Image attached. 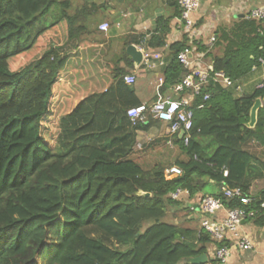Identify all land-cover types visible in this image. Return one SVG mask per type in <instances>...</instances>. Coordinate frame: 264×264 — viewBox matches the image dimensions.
Here are the masks:
<instances>
[{"label":"trees","instance_id":"obj_1","mask_svg":"<svg viewBox=\"0 0 264 264\" xmlns=\"http://www.w3.org/2000/svg\"><path fill=\"white\" fill-rule=\"evenodd\" d=\"M71 9L72 0H0V264H188L207 254L211 237L163 219L179 203L171 193L186 190L194 199L206 196L208 184L240 189L249 199L246 206L223 198L220 190L209 196L220 198L227 210L253 212L248 221L264 229V105L254 128L246 127L264 88L237 97L234 88L210 79L192 102L187 145L178 135L165 136L137 151V134L159 122L149 117L132 124L126 116L141 104L135 85L122 81L133 70L126 53V69L108 66L102 92L78 98L61 79L67 56L58 46L60 37L77 48L90 33V13ZM136 39L144 36L125 37L124 45L139 44ZM163 40L152 35L145 47H162ZM193 45L205 54L211 77L223 72L236 82L264 60V24L243 18L216 32L212 46L221 49L220 56L202 43ZM185 49L190 50L186 35L169 46L161 95L173 92L188 73L177 61ZM53 118L57 133L49 139ZM165 149L177 153L173 161ZM136 152H153L168 162L141 166L133 159ZM172 165L181 174H167ZM255 181L263 186L251 195Z\"/></svg>","mask_w":264,"mask_h":264},{"label":"crops","instance_id":"obj_2","mask_svg":"<svg viewBox=\"0 0 264 264\" xmlns=\"http://www.w3.org/2000/svg\"><path fill=\"white\" fill-rule=\"evenodd\" d=\"M95 7H99L98 10L94 11ZM259 7H264V0H201L198 9L191 14L194 29L191 34H188L184 31L183 23L179 19V9L169 0H72V11L84 9L90 13L87 19L90 33L82 37L84 40L77 48L65 44V36L58 45L64 46L62 52L67 56L66 82L73 96L78 98L102 92L109 83V77L106 75L109 65L126 69L123 62V53H126L125 50L128 47L124 45L125 37L144 36L142 41L136 39L139 44L131 45L135 46L137 50L138 48L147 50L145 46L152 35L163 36L164 46L148 49V51L160 55L155 69L150 70L140 64L142 67L135 68L133 66L131 73L125 75L135 77V93L141 104L149 105L165 98L176 100L177 95L171 91L163 95L159 93V82L162 81L161 71L166 67L167 57L170 54L169 46L181 41L186 35L187 45L190 46L194 54H197L193 42L202 43L208 48L209 38L215 36L216 32L230 30L252 9ZM101 24H107L106 31L98 30ZM156 42L158 41H153L152 44L155 45ZM208 52L220 56L221 49L211 46L208 48ZM204 63L209 65L205 60ZM83 74L86 75V79H82ZM260 83H264V64L255 66L241 80L236 81L235 84L240 87L241 93L238 95L235 90L234 93L237 97L252 94ZM165 136H168L167 128L159 123L157 127L146 133H138L136 146L141 147L149 141ZM133 159L141 166L168 162L167 159H161L153 152H136ZM262 186L261 181H255L250 189V194L255 195ZM215 189L216 191L213 193L219 192L218 187ZM200 197L202 196L197 195L194 199H188V195H181L177 205L167 208L166 216L174 212L176 216H180L179 220L170 224L180 225L181 228L198 232L200 230V215L197 202ZM186 211L190 212V215L182 217ZM222 217H224V211L215 215L216 219ZM239 231L242 235L250 238L253 247L249 251L242 252L236 247L232 237L226 236L224 245L230 251L227 264H264V229L245 221ZM206 255L208 260L214 259L212 245L207 246Z\"/></svg>","mask_w":264,"mask_h":264},{"label":"built area","instance_id":"obj_3","mask_svg":"<svg viewBox=\"0 0 264 264\" xmlns=\"http://www.w3.org/2000/svg\"><path fill=\"white\" fill-rule=\"evenodd\" d=\"M179 9V19L183 23V29L191 34L194 29V22L191 14L196 11L201 0H175ZM245 19L262 21L264 24V7L252 9ZM107 24H101L99 31H106ZM214 36L209 38L208 48L212 46ZM142 54V62L145 67L154 70L156 63L160 60V55L152 53L144 48H138ZM191 55L188 57V55ZM204 53L194 54L193 51L185 49L177 55L179 64L187 70V74L176 84L172 91L179 96L184 94L178 100L165 98L151 104H141L137 107L130 108L126 111V116L132 124L137 122L145 123L150 117L152 120L166 126L168 136H176L182 132L180 136L184 145H187L190 139V132L193 128V109L192 102L196 96L200 95L204 86L211 79L213 82L219 83L223 89L234 88L235 92L240 95L241 89L225 76L223 72H215L212 77L209 71L212 67L204 63ZM260 65L264 64V60H258ZM254 68V67H253ZM122 81L127 86H133L136 79L132 75H125ZM160 84L162 81L159 82ZM264 83L256 86V89H263ZM209 95H204L203 101H206ZM167 146L172 147L171 140L167 141ZM140 149V146H136ZM167 174H181V170L176 166L166 169ZM220 193L225 199H236L242 206L249 204V199L242 195L240 189H228L225 186L220 187ZM181 195H188L186 190L177 189L170 194V198L179 201ZM197 208L200 215V228L208 233L213 241L214 260L217 264H227L230 257V251L224 245L226 236L232 237L236 247L246 252L252 249L253 245L249 237L242 235L239 231L241 225L253 217V212H248L244 208H236L227 210L224 208L222 200L209 195L202 196L198 199ZM224 211V217L216 219L215 215ZM216 244H221L217 247Z\"/></svg>","mask_w":264,"mask_h":264},{"label":"water","instance_id":"obj_4","mask_svg":"<svg viewBox=\"0 0 264 264\" xmlns=\"http://www.w3.org/2000/svg\"><path fill=\"white\" fill-rule=\"evenodd\" d=\"M126 54L129 56V58L132 61V64L135 68H138L142 62V54L140 51L136 49L135 46L130 45L125 50ZM191 55L189 54L188 57ZM264 105V100L256 99L249 111V122L246 124V127L249 129H253L256 121H257V112L261 108V106ZM183 133L181 132L179 134V137ZM141 196L149 197V194L140 193ZM188 264H208V258L206 254H202L200 256L190 258L188 259Z\"/></svg>","mask_w":264,"mask_h":264},{"label":"rangeland","instance_id":"obj_5","mask_svg":"<svg viewBox=\"0 0 264 264\" xmlns=\"http://www.w3.org/2000/svg\"><path fill=\"white\" fill-rule=\"evenodd\" d=\"M58 38H59V35H58V37L55 36V37H54V40H56V39H58ZM62 40H63V36H62V38L60 37V40L58 41V43H61ZM35 52H36V48H34L31 52L27 53L26 56L32 55V54L35 53ZM25 59L28 60L27 58H25ZM16 61H17V60H16ZM16 63H17V62H16ZM20 64H21V62L18 63L17 65H20ZM258 66H261V65L258 64ZM15 67H16V66H15ZM83 78L86 79V75H85V74H83L82 79H83ZM61 79H62L63 82L66 83L67 78H66V73H65V71L61 73ZM93 81H94V80H93ZM59 94H60V93H59ZM59 94H58V95H59ZM60 95L63 96L64 93H62V94H60ZM56 133H57L56 120H55V118H53V120H51V122H49V124H48V132H47V136L49 137V139H54ZM167 151H168V149H165V154H166ZM174 154H177V153H174V152H173V153H170V154H166L167 159H168L169 161H173L174 158L172 159V156H173ZM215 191H216L215 186H214V185H211V184H208V185L205 186L204 191H203V194H205V195H210V194H213V192H215ZM183 210H185V209H183ZM188 215H190V212H187V211H186V213H184L182 217H185V216H188ZM179 218H180V216H176V213L174 212V213H171L170 215L164 217L163 221H164L165 223H168V224H169V223H174L177 219L179 220ZM179 226H180V225H179Z\"/></svg>","mask_w":264,"mask_h":264}]
</instances>
